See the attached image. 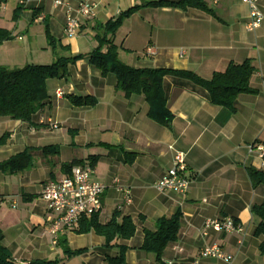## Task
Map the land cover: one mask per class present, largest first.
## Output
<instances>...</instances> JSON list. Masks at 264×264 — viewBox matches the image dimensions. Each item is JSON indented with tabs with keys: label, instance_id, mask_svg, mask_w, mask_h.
Returning <instances> with one entry per match:
<instances>
[{
	"label": "crops",
	"instance_id": "crops-1",
	"mask_svg": "<svg viewBox=\"0 0 264 264\" xmlns=\"http://www.w3.org/2000/svg\"><path fill=\"white\" fill-rule=\"evenodd\" d=\"M60 1L74 9L83 0ZM88 1L95 6L96 16L84 22L75 38L65 32L67 8L55 7V0H24L16 9H21L20 21L24 18L33 26L45 24L46 19L55 40L70 47L75 56L89 55L98 47L94 30L98 24L150 2L182 0ZM204 1L213 14L142 7L124 21L113 42L120 61L129 67L188 71L205 80L226 71L231 63L251 61L255 72L250 86L255 93L240 95L233 110L211 103L207 91L193 82L166 76L163 91L173 118L169 126H163L149 118L144 96L127 98L117 90L115 75L104 77L84 58L69 67L66 79L47 82L50 99L33 118L39 127L0 118V138L10 135L0 146V162L26 150L33 159L26 171L15 175L0 172V231L3 245L16 263L107 264L119 256L117 246H124L125 264H157L153 254L142 250L145 231H155L160 219L181 213L179 239L166 248L164 264H227L201 257V252L212 246L231 257V264H264L260 252L264 237L255 236L259 220L252 214L253 206L264 201V186H253L248 173L252 168L264 171L259 154L250 153L253 144L264 145V21L250 32V10L243 0ZM4 7L5 3L1 4L0 29L11 32L1 15ZM259 8L264 16V0L259 1ZM31 31L23 37L18 35V26L14 28L13 37L22 45L1 44L0 65L13 69L55 62L50 54L51 63L26 59L20 64L19 56L33 58L39 51H50L49 43L36 46ZM44 36L47 42L46 33ZM58 91L63 96L59 97ZM72 97H90L96 105L76 107ZM46 148L50 151L45 152ZM176 152L186 156L191 186L184 195L161 194L155 185L173 167ZM78 162L91 165L92 181L107 186L100 223H108L120 212L132 219L136 234L131 240H116L114 247L108 248L105 239L94 232L78 235V226L58 236L67 241L69 250L83 251L68 257L59 239L55 244L47 232L55 216L41 193L48 183L69 175L66 166ZM126 192L131 203L126 202ZM225 218L233 219L243 233L205 230L208 220Z\"/></svg>",
	"mask_w": 264,
	"mask_h": 264
},
{
	"label": "trees",
	"instance_id": "trees-1",
	"mask_svg": "<svg viewBox=\"0 0 264 264\" xmlns=\"http://www.w3.org/2000/svg\"><path fill=\"white\" fill-rule=\"evenodd\" d=\"M5 1L0 0L1 3H5ZM142 7L154 9L170 7L185 11L196 9L213 14L204 0H182L177 3L150 2ZM142 7H136L125 12L116 20H111L106 24H98L94 29L98 47L89 55L73 56L70 47H63L58 44L63 53L70 54V56L60 55L57 41L52 36L48 23L44 19L47 41L49 46L53 48L55 62L51 65H27L23 68L13 69L0 65V118L21 121L35 128L39 127L34 124L33 118L50 99L47 82L53 79H66L69 76V67L84 58H89L91 64L104 77L109 74L115 75L117 90L124 92L127 98L133 95L144 96L149 104V118L163 126H169L173 118L163 91V81L166 76H175L193 82L207 91L211 103L231 110L234 109L235 102L240 95L255 93L250 86L255 68L249 60L240 65L231 63L226 71L215 73L211 80L202 79L188 71L135 69L122 63L113 37L124 21ZM20 10H16L15 20L18 19ZM13 39L12 32L0 29V45ZM70 99L76 107H93L96 105L95 99L90 97H72ZM9 137V134L1 137L0 146L5 145ZM44 151L48 152L50 149L46 148ZM32 160L31 152L26 150L9 160L0 162V172L7 175L18 174L30 169ZM80 164L81 162H78L66 166V171L70 174L71 169ZM248 173L253 186H264V171L252 168L248 170ZM252 214L259 220L255 236L264 237V201L260 205L253 206ZM181 219L182 214L177 213L171 218L160 219L156 223L155 231H145L142 250L148 254H153L157 264H164L163 255L166 248L179 239ZM91 232L103 237L106 247L112 248L114 247L112 244L116 240H131L136 234V226L130 217L122 216L120 212H115L112 219L106 224L100 223L99 214H97L82 219L76 230L78 235H86ZM3 240L4 235L0 231V264H18L14 261L11 252L3 245ZM58 244L68 257L83 253V251L69 250L65 239H59ZM117 247L119 248V256L116 259L107 260V264H125L127 248L124 246ZM260 252L264 256V242L260 246ZM30 264L48 263L34 261Z\"/></svg>",
	"mask_w": 264,
	"mask_h": 264
},
{
	"label": "built area",
	"instance_id": "built-area-1",
	"mask_svg": "<svg viewBox=\"0 0 264 264\" xmlns=\"http://www.w3.org/2000/svg\"><path fill=\"white\" fill-rule=\"evenodd\" d=\"M259 1L243 0L250 10V22L247 25L250 32L259 29L264 21L263 13L259 8ZM1 4L3 3L0 2V6ZM21 4H24V0H21ZM54 6L67 8L68 20L65 32L69 38L77 37L84 22L96 16V8L88 0H83L74 9L60 0H55ZM57 95L61 97L63 93L58 91ZM53 127L56 128L57 126L54 125ZM250 153H258L264 162V145L253 144L250 146ZM187 171L185 154L176 152L173 167L156 183V190L161 194H186L192 182ZM93 174L94 168L91 165L74 166L68 176L59 182L48 183L44 187L41 197L47 203L48 211L55 216L54 220L47 226V232L53 237L55 244L60 234L76 229L82 219L100 214L103 195L107 186L92 181ZM126 202L131 203V198L127 192ZM14 208L16 207L14 206ZM204 227L205 230H213L217 233H243V228L231 218L208 220ZM201 257L220 259L227 264L232 262V258L226 256L218 246L204 249L201 252Z\"/></svg>",
	"mask_w": 264,
	"mask_h": 264
},
{
	"label": "rangeland",
	"instance_id": "rangeland-1",
	"mask_svg": "<svg viewBox=\"0 0 264 264\" xmlns=\"http://www.w3.org/2000/svg\"><path fill=\"white\" fill-rule=\"evenodd\" d=\"M6 1L7 2H5V7L2 9V13H1V15L4 16L3 20H4L5 27H9V29H12L11 32L13 34L14 28L16 26H18V33H19L18 35L21 34V35H23V37H28L27 33L29 31H31L30 29L33 28L31 32H32V34L35 33L36 46L41 48L43 46V43L47 44L48 41L46 42V39L44 36L46 25L43 23H41V24L37 23L33 26L30 23H27V21L24 18H23V20L21 19V21H20V18L15 20L14 16H15V12L17 10L16 8H18V6H19L18 4L21 5V0H6ZM26 1H29V0H26ZM19 21H20V24H19ZM28 28H29V30H28ZM31 32H30V34H31ZM113 39H116V35L114 36ZM9 42H10L9 45H11V46H21L22 45V43L15 41V39H13ZM119 42H120V36H118V39H117V43H119ZM58 44H59V41L57 40L58 49L61 50L59 48ZM53 52H54L53 48L50 47V51L48 54L39 51L37 53L38 55H35L33 58H31V56L28 58H24V57L20 58V56H19L18 60H19L20 64L23 63L22 61H25L26 59H29V61H32V59L34 61H39L38 63H51L50 60H48V59H49L50 54L54 55ZM43 61H49V62H43Z\"/></svg>",
	"mask_w": 264,
	"mask_h": 264
}]
</instances>
